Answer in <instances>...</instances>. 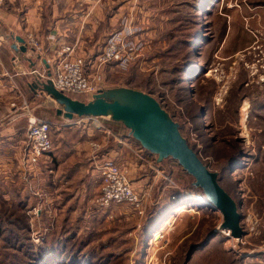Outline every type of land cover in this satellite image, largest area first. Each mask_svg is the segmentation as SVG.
Returning a JSON list of instances; mask_svg holds the SVG:
<instances>
[{
  "label": "rangeland",
  "instance_id": "rangeland-1",
  "mask_svg": "<svg viewBox=\"0 0 264 264\" xmlns=\"http://www.w3.org/2000/svg\"><path fill=\"white\" fill-rule=\"evenodd\" d=\"M203 1L134 0L130 21L122 18L115 33L126 51L134 45L138 51L124 65L96 60L87 74L97 76L93 82L100 90L126 86L161 102L204 163L219 172L220 184L239 205L246 234L233 238L221 228V210L168 157L152 202L146 205L147 196L133 184L143 195L142 213L129 203L99 208L98 194L86 212L89 221L78 211V217L49 226L39 219L43 209L18 207L13 193L8 201L0 196V264H264V0H206L201 8ZM195 36L200 37L192 46ZM30 43L35 52L41 47L33 38ZM70 48L71 58L88 61L70 55ZM106 48L107 43L101 53ZM32 73L47 76L38 69ZM3 100L0 96L1 107ZM123 167L133 183L141 170ZM162 185L167 195L157 204L162 190L155 192ZM113 205L123 214L93 220L94 213L108 214ZM50 243L52 255L41 254Z\"/></svg>",
  "mask_w": 264,
  "mask_h": 264
},
{
  "label": "crops",
  "instance_id": "crops-1",
  "mask_svg": "<svg viewBox=\"0 0 264 264\" xmlns=\"http://www.w3.org/2000/svg\"><path fill=\"white\" fill-rule=\"evenodd\" d=\"M133 3L4 0L0 4V96L4 98L0 106V196L8 201L7 194L13 193L18 207L43 209L39 219H46L49 226L78 217V211L82 212L80 219L89 221L86 212L100 192L99 165L104 157L141 170L133 184L147 196L146 205L152 202L154 183L165 173L157 156L144 149L122 123L104 117L105 123L96 128L80 122L79 117L66 119L57 114L60 106L54 99L30 86L35 74L32 71L47 74L65 46L73 48L70 55L85 56L91 66L96 64L108 37L120 29V20L130 21ZM16 36L25 39L27 51L19 49L21 43ZM32 38L41 46L37 52L32 50ZM31 115L51 122L53 147L39 162L27 164L24 156ZM145 164L151 166V171L143 170ZM167 187L158 188L155 193L162 192L155 203L164 201ZM110 209L108 214L92 211L93 220L105 222L123 214L114 205Z\"/></svg>",
  "mask_w": 264,
  "mask_h": 264
},
{
  "label": "water",
  "instance_id": "water-1",
  "mask_svg": "<svg viewBox=\"0 0 264 264\" xmlns=\"http://www.w3.org/2000/svg\"><path fill=\"white\" fill-rule=\"evenodd\" d=\"M16 40L21 43L19 49L27 51L25 39L16 36ZM50 77V68L46 77L36 73L30 86L35 91L45 92L59 104L58 115L69 120L75 117H109L122 123L144 149L157 155L158 163L172 157L195 178L193 184L202 188L206 199L221 210L224 217L221 228L229 230L233 238L241 239L246 234L241 224L239 205L220 184L219 172L204 163L182 134L179 122L155 96L143 90L119 86L100 90L90 100L84 101L57 89Z\"/></svg>",
  "mask_w": 264,
  "mask_h": 264
},
{
  "label": "built area",
  "instance_id": "built-area-1",
  "mask_svg": "<svg viewBox=\"0 0 264 264\" xmlns=\"http://www.w3.org/2000/svg\"><path fill=\"white\" fill-rule=\"evenodd\" d=\"M2 1V0H0ZM123 37L119 33H114L107 40L106 51L100 53L98 61L108 62L109 60L118 61L124 65L131 60L138 51L136 45L128 46L122 43ZM69 46L64 47L59 52V57L51 69V79L55 87L66 94H86L93 96L100 91L99 87L93 82L87 74V65L89 64L81 57L71 58ZM98 80L101 78L99 76ZM100 117H79V121L84 124L91 123L93 127L101 128ZM79 121H77L79 123ZM74 123V122H72ZM52 124L50 121L31 115L28 117L27 127V150L24 160L27 163H36L41 156L52 149ZM99 171L102 178V187L96 198V206L106 208L113 203H129L133 205L136 211L142 213L143 195L133 186L128 172L113 157H106L105 161L99 165Z\"/></svg>",
  "mask_w": 264,
  "mask_h": 264
},
{
  "label": "trees",
  "instance_id": "trees-1",
  "mask_svg": "<svg viewBox=\"0 0 264 264\" xmlns=\"http://www.w3.org/2000/svg\"><path fill=\"white\" fill-rule=\"evenodd\" d=\"M205 1H206V0L203 1V5L201 6V8L204 6V2H205ZM201 8H200V9H201ZM200 36H201V35H200ZM200 36H199V37H200ZM199 37H197V36L193 37V39H192V41H191V45H192V46H194V39H195V40H198ZM197 64H198V62H197ZM194 68H195V66H194ZM194 68H193V69H194ZM189 72H190V71L188 70V73L185 74L186 81H187V78H188V76H189V75H188ZM187 75H188V76H187ZM186 76H187V77H186ZM69 95L72 96V97H74V98H78V99H79V97L76 96L77 94H69ZM80 100H83V99L80 98ZM162 106H163V105H162ZM163 107H164V106H163ZM192 186H193V188L196 189V190H201L202 193H203V195L205 196V194H204L202 188L197 187V186H195L194 184H193ZM203 202H206V200H204ZM49 245H50V247H48V249H47V248H44L42 251H40V253H41V254H44V255H46V254H51V255H52V253H53L54 251H49V250H53V249H51L52 244L50 243ZM53 248H54V247H53Z\"/></svg>",
  "mask_w": 264,
  "mask_h": 264
},
{
  "label": "bare ground",
  "instance_id": "bare-ground-1",
  "mask_svg": "<svg viewBox=\"0 0 264 264\" xmlns=\"http://www.w3.org/2000/svg\"><path fill=\"white\" fill-rule=\"evenodd\" d=\"M208 201V200H207ZM210 201H208V203H209ZM211 206H213L214 205V207L213 208H216V206H215V204L214 203H212V202H210L209 203ZM158 234L156 235V237L157 238H159L160 237V233L159 232H157Z\"/></svg>",
  "mask_w": 264,
  "mask_h": 264
}]
</instances>
